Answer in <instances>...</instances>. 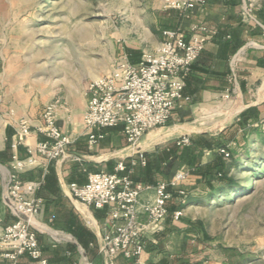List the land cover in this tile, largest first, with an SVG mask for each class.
<instances>
[{
	"label": "crops",
	"instance_id": "0c3cea01",
	"mask_svg": "<svg viewBox=\"0 0 264 264\" xmlns=\"http://www.w3.org/2000/svg\"><path fill=\"white\" fill-rule=\"evenodd\" d=\"M165 2L159 0L154 6L150 31L158 37L149 45H126L125 57L130 62L138 63L145 51L155 53L166 28L189 34L194 25H204L217 34L192 65L184 89L189 99L179 102L165 126L148 131L137 148L128 143L122 124L98 128L96 132L104 137L95 145L89 144L83 124L89 100L87 85L76 103L51 100H60L57 125L74 139L70 156L47 161L37 155L36 143L47 137L36 128L51 101L39 99L26 79L17 76L16 56L0 45V232L17 218L5 202L15 172L13 155L23 160L34 157L35 162L17 174L23 182L38 183L37 191L25 197L41 204L30 219L41 235L38 241L49 264H188L189 253L202 256L206 251L201 247L188 250V193L198 195L202 185L213 187L227 170L229 158L220 149L230 154L248 150L256 143L252 139L255 135L264 138V124L260 123L264 118V2L197 0L190 11L166 10ZM22 118L31 124L28 137L18 132ZM183 136L190 137L192 143L179 145ZM137 150L146 153L145 166L130 165ZM121 160L129 165L134 180L151 187L141 194V201L153 198L152 187L173 180L179 172L187 174L182 184L187 195L181 198L175 194L169 201L164 230L150 237L140 258L120 255L111 263L99 252L103 236L111 230L109 208L81 203L73 197L70 184H85L94 172H113ZM179 209L183 214L175 219L173 212ZM32 261L23 255L18 264ZM7 262L0 258V263Z\"/></svg>",
	"mask_w": 264,
	"mask_h": 264
},
{
	"label": "built area",
	"instance_id": "2783aa9c",
	"mask_svg": "<svg viewBox=\"0 0 264 264\" xmlns=\"http://www.w3.org/2000/svg\"><path fill=\"white\" fill-rule=\"evenodd\" d=\"M196 1L166 0L164 8L190 11ZM216 34V30L204 25H194L189 34L181 29L166 28L155 53L143 52L138 63H132L124 56L111 72L91 81L83 114L89 144L95 145L104 137L96 132L98 128L122 124L128 143L137 148L148 131L165 126L179 102L189 99L184 95L186 79L207 42ZM59 104L60 100L55 99L44 107L42 123L36 128L47 140L38 141L34 150L47 161L69 157V147L74 142L72 136L57 125ZM260 123L264 124V118ZM18 128L19 135L30 136L32 130L28 119H20ZM191 143L188 136L178 140L179 145ZM219 151L225 157L230 156L225 148ZM34 162V157L23 160L17 154L13 155L15 172L5 202L17 218L0 232V258L9 260L0 264H18L23 255L30 257L32 264H49L30 219L38 213L41 204L38 199L25 197L37 191L38 183L23 182L17 174L26 164ZM138 163L147 164L144 151L137 150L130 160L131 166ZM186 179L187 174L179 172L173 180L153 186V198L141 201V194L151 187L134 180L129 165L121 160L113 172L91 173L85 184L71 183L70 190L75 199L87 206L109 208L111 230L103 236L99 252L112 263L120 255L127 259H138L143 255L150 237L164 230L169 201L175 194L186 197L187 190L182 187ZM182 214L181 209L173 212L175 219Z\"/></svg>",
	"mask_w": 264,
	"mask_h": 264
},
{
	"label": "rangeland",
	"instance_id": "374dc122",
	"mask_svg": "<svg viewBox=\"0 0 264 264\" xmlns=\"http://www.w3.org/2000/svg\"><path fill=\"white\" fill-rule=\"evenodd\" d=\"M158 2L0 0V45L16 56L17 76L39 99L76 103L94 76L117 66L127 44L158 37L150 31ZM252 139L250 149L227 157L213 187L188 193V250L206 251L189 253L188 264H264V138Z\"/></svg>",
	"mask_w": 264,
	"mask_h": 264
},
{
	"label": "bare ground",
	"instance_id": "6f19581e",
	"mask_svg": "<svg viewBox=\"0 0 264 264\" xmlns=\"http://www.w3.org/2000/svg\"><path fill=\"white\" fill-rule=\"evenodd\" d=\"M95 80L101 78L102 76H94Z\"/></svg>",
	"mask_w": 264,
	"mask_h": 264
},
{
	"label": "trees",
	"instance_id": "16d2710c",
	"mask_svg": "<svg viewBox=\"0 0 264 264\" xmlns=\"http://www.w3.org/2000/svg\"><path fill=\"white\" fill-rule=\"evenodd\" d=\"M230 181H231V179H230Z\"/></svg>",
	"mask_w": 264,
	"mask_h": 264
}]
</instances>
